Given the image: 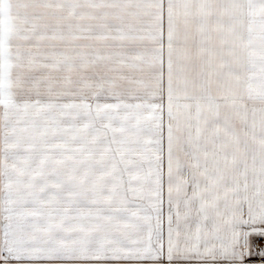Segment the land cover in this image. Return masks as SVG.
<instances>
[{
    "label": "snow or ice",
    "instance_id": "6c2138e0",
    "mask_svg": "<svg viewBox=\"0 0 264 264\" xmlns=\"http://www.w3.org/2000/svg\"><path fill=\"white\" fill-rule=\"evenodd\" d=\"M257 225L264 0H0V264H242Z\"/></svg>",
    "mask_w": 264,
    "mask_h": 264
},
{
    "label": "crops",
    "instance_id": "0c3cea01",
    "mask_svg": "<svg viewBox=\"0 0 264 264\" xmlns=\"http://www.w3.org/2000/svg\"><path fill=\"white\" fill-rule=\"evenodd\" d=\"M166 81H167V70H166V54H165V90H166ZM166 121H167V117H166V91H165V124ZM165 162H166V157H165ZM166 210H167V205L165 204V212ZM256 227L264 229V225H257ZM245 230H250V229L245 228ZM165 238H166V222H165ZM248 239L250 244V249H249L250 254L246 255L243 258L242 264H264V256L259 254L261 251H264V235L253 234ZM13 264H15V262H13ZM165 264H167L166 259H165ZM193 264H195V262H193ZM204 264H210V262H204ZM221 264H226V262H221ZM237 264H241V262L237 261Z\"/></svg>",
    "mask_w": 264,
    "mask_h": 264
},
{
    "label": "rangeland",
    "instance_id": "374dc122",
    "mask_svg": "<svg viewBox=\"0 0 264 264\" xmlns=\"http://www.w3.org/2000/svg\"><path fill=\"white\" fill-rule=\"evenodd\" d=\"M164 147H165V157H166V149H167L166 128H165V141H164ZM165 170H166V162H165Z\"/></svg>",
    "mask_w": 264,
    "mask_h": 264
}]
</instances>
